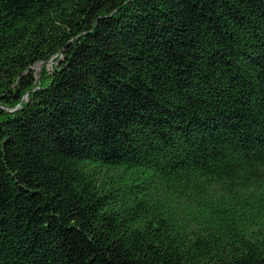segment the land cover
<instances>
[{
  "label": "trees",
  "instance_id": "obj_1",
  "mask_svg": "<svg viewBox=\"0 0 264 264\" xmlns=\"http://www.w3.org/2000/svg\"><path fill=\"white\" fill-rule=\"evenodd\" d=\"M0 264H264V0H0Z\"/></svg>",
  "mask_w": 264,
  "mask_h": 264
},
{
  "label": "rangeland",
  "instance_id": "obj_2",
  "mask_svg": "<svg viewBox=\"0 0 264 264\" xmlns=\"http://www.w3.org/2000/svg\"><path fill=\"white\" fill-rule=\"evenodd\" d=\"M50 65H51V62L48 61V63H47V69H50ZM41 66H42V63L41 62H37V63H35L32 66V70L34 71V75L36 77H39V73H40V70H41Z\"/></svg>",
  "mask_w": 264,
  "mask_h": 264
},
{
  "label": "water",
  "instance_id": "obj_3",
  "mask_svg": "<svg viewBox=\"0 0 264 264\" xmlns=\"http://www.w3.org/2000/svg\"><path fill=\"white\" fill-rule=\"evenodd\" d=\"M49 62H51V63H52V62H53V58H51V59L49 60Z\"/></svg>",
  "mask_w": 264,
  "mask_h": 264
}]
</instances>
